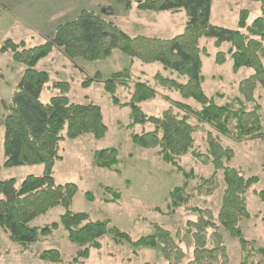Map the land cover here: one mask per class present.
I'll use <instances>...</instances> for the list:
<instances>
[{
	"label": "trees",
	"instance_id": "1",
	"mask_svg": "<svg viewBox=\"0 0 264 264\" xmlns=\"http://www.w3.org/2000/svg\"><path fill=\"white\" fill-rule=\"evenodd\" d=\"M255 1L262 16L249 22L250 11L242 8L238 11L236 29L211 22L212 0H138L140 11H184L187 16L184 31L168 39L130 36L116 23L85 9L74 20L58 25L53 39L45 43L27 47L23 42L15 43L9 39L0 45L2 52L11 51L13 59L26 67L5 116L4 166L45 165L43 174L29 175L21 182L15 178L0 179V228L10 240L27 249L41 236L63 227L68 240L77 246L71 261L74 264H86L92 250L102 249V240L108 235L116 244H129L134 255L143 248H160L165 262L144 264H230L231 257L222 233L224 229L239 241V264H261L264 246L258 240L246 237L242 223L258 217L249 211V193H255L264 206V189H254L260 182L258 175H248L242 167L233 165L236 152L223 142L224 137L236 142L264 139L263 105L257 96L258 91L264 93V0ZM255 32L261 36L256 37ZM204 38L213 39L218 48L216 64H225L230 58L234 73L243 67L253 69V73L239 83L240 94L226 97L223 104L216 99L221 97L220 94L208 96L203 88V57L211 55L207 46L202 45ZM224 43L229 44L226 51L220 49ZM55 46L61 47L69 57L91 61L107 59L120 50L144 64L160 63L170 72L169 75L155 73L154 86L135 76L129 68L113 73L108 79L103 80L100 75L95 78L103 82L115 105L130 107L129 129L141 127L140 133L132 132L135 145L153 150L176 172L183 173L186 180H198L192 192L188 190L187 182L175 186L169 192L167 211L156 209L167 216L178 210L195 214L193 219L185 221L184 230L179 229L174 235L162 224L154 222L149 234L133 239L128 232L112 225L110 219L92 220L89 214L70 209L78 186L72 182L57 183L52 170L61 157L60 143L66 137L76 138L83 134L102 139L108 127L99 105L72 102L68 96L71 89L68 81L50 83L49 73L36 69L39 61L48 57ZM93 81L86 78L83 85L88 87ZM46 86L59 93L44 102L41 95ZM158 86L178 93L184 100L193 99L200 104V109L167 98L169 105L162 112L146 113L142 104L156 99ZM119 88L130 92L128 101L120 99ZM148 124L150 129L146 127ZM198 136L205 143V150L198 145ZM188 155L202 165L212 166V172L198 176L193 170L186 171L182 160ZM119 163L117 148L94 152L96 167L119 172ZM222 186L220 207L215 210L207 204ZM104 195L111 196L103 199L106 203H119L122 198L121 193L110 186L104 188ZM86 196L91 202L96 199L90 191ZM58 206L66 209L59 222L42 227L32 224L36 218ZM184 234L191 236L193 241V256L189 261H186L181 246ZM39 260L64 263L56 248L43 250Z\"/></svg>",
	"mask_w": 264,
	"mask_h": 264
},
{
	"label": "rangeland",
	"instance_id": "2",
	"mask_svg": "<svg viewBox=\"0 0 264 264\" xmlns=\"http://www.w3.org/2000/svg\"><path fill=\"white\" fill-rule=\"evenodd\" d=\"M137 4L138 0H0L2 14L0 15V45L11 39L15 43H25L27 47H34L53 39L58 25L74 20L82 10L95 9L105 19L119 25L130 36L145 35L158 38H172L185 29L187 16L184 11L151 12L140 11L137 7L127 9L130 2ZM247 8L250 11L249 22L262 16L260 6L255 0H212L211 22L215 25L236 29L238 26V11ZM94 11V10H93ZM153 16L156 21L147 20ZM256 37L261 36L255 32ZM202 45L207 46L211 55L203 57L202 73L205 77L203 88L208 96L220 94L216 98L219 104L227 101L226 97L239 95V83L253 73V69L243 67L234 73L232 61L229 58L225 64H216L215 55L218 48L214 40L204 38ZM229 44L224 43L221 50H228ZM25 65L13 59L12 52L0 50V179L15 178L21 182L29 175H41L44 164L22 165L5 167V116L7 107L17 89ZM129 68L132 73L149 81L153 86L155 73L162 72L169 75L160 63L144 64L132 59L120 50H116L107 59L91 61L84 58L69 57L61 47L55 46L53 52L41 59L36 66L40 71H46L50 76V83L54 81H68L71 85L69 98L74 103L93 102L102 109L104 122L108 127L107 134L102 139H96L91 134H83L76 138L66 137L60 143L59 155L52 170L57 183H75L78 191L73 198L70 209L74 212L89 214L92 220L110 219L112 225L128 232L133 239L149 234L151 223H160L174 235L185 228V221L193 219L195 214L185 213L182 210L171 215H162L156 209L167 211L169 192L175 187L187 182L188 190L193 191L197 179H188L183 173L176 172L174 167L154 154L153 150L135 145L132 141V132L140 133L141 127L129 129L131 123L130 107L115 105L104 89L102 79L110 78L113 73ZM175 77V75L173 76ZM94 79L86 87L85 79ZM185 81L184 78H181ZM157 97L142 104L148 114H158L168 107V99L181 100L200 109V104L193 99L184 100L176 92H171L160 86L156 87ZM58 90L43 89L41 98L47 102ZM118 96L123 102L129 100L130 92L124 88L118 89ZM257 96L263 105L264 93L258 91ZM193 123H196L192 119ZM148 129L151 126H146ZM225 145L231 146L236 156L233 165L242 167L248 175H258L260 182L254 187L256 190L264 189V139L249 142H236L228 138L223 139ZM198 145L205 150V143L198 136ZM114 147L119 150V172L96 167L94 165V152ZM182 165L186 171L193 170L196 175L207 176L212 172V166L196 162L192 156L183 157ZM110 186L122 195L119 203H106L103 199L111 197L104 195V188ZM223 186L209 200L208 206L218 210L223 194ZM90 191L95 201L87 199L86 193ZM200 203V201H198ZM206 205V204H205ZM249 211L257 216L242 223L246 237L259 241L264 246V206L255 195H248ZM66 211L63 206L50 210L47 214L36 218L32 224L45 226L60 220ZM225 243L231 257L230 264H239L241 251L239 241L231 237L226 230H222ZM101 250H92L86 264H144L146 262L164 263L165 258L160 248H143L138 255L132 254L129 244H116L108 235L102 240ZM181 246L186 254V261L193 256V241L191 236L184 234ZM56 248L63 257L64 263L74 264L77 246L67 238V231L60 227L50 235L41 236L39 241L22 248L10 240L9 235L0 228V264H53L39 260L40 253L45 249ZM264 264V257H260Z\"/></svg>",
	"mask_w": 264,
	"mask_h": 264
},
{
	"label": "crops",
	"instance_id": "3",
	"mask_svg": "<svg viewBox=\"0 0 264 264\" xmlns=\"http://www.w3.org/2000/svg\"><path fill=\"white\" fill-rule=\"evenodd\" d=\"M127 9L133 10L134 7H137V4H134L132 1L129 4H126ZM94 11H96L95 9H92ZM2 14V13H1ZM147 20H151V21H156V18H154L153 16H149L146 18Z\"/></svg>",
	"mask_w": 264,
	"mask_h": 264
}]
</instances>
